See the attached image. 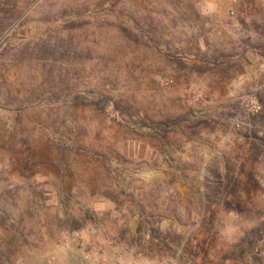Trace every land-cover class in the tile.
<instances>
[{
  "label": "rangeland",
  "instance_id": "rangeland-1",
  "mask_svg": "<svg viewBox=\"0 0 264 264\" xmlns=\"http://www.w3.org/2000/svg\"><path fill=\"white\" fill-rule=\"evenodd\" d=\"M0 264H264V0H0Z\"/></svg>",
  "mask_w": 264,
  "mask_h": 264
},
{
  "label": "water",
  "instance_id": "water-1",
  "mask_svg": "<svg viewBox=\"0 0 264 264\" xmlns=\"http://www.w3.org/2000/svg\"><path fill=\"white\" fill-rule=\"evenodd\" d=\"M110 99L109 98H105L102 103L99 105V108L102 110L107 109V107L110 105Z\"/></svg>",
  "mask_w": 264,
  "mask_h": 264
}]
</instances>
